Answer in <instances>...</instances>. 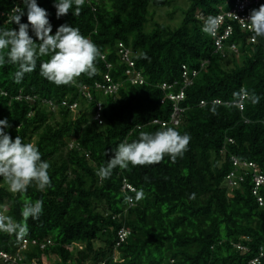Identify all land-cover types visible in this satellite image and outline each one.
Here are the masks:
<instances>
[{"label":"trees","instance_id":"obj_1","mask_svg":"<svg viewBox=\"0 0 264 264\" xmlns=\"http://www.w3.org/2000/svg\"><path fill=\"white\" fill-rule=\"evenodd\" d=\"M168 2L83 0L78 16L70 9L57 19L53 0H37L49 13L52 33L65 23L77 27L100 56L94 76L81 74L61 85L39 75L40 59L47 57L20 83L13 79L18 65L0 64V119L8 118L11 137L37 146L51 181L43 191L32 184L12 193L0 178V213L14 222L22 221L25 202H43L41 215L27 219L25 236L0 231V250L19 254L14 262L0 257V264H247L264 252V183L255 194L253 169L242 167L236 170L242 175L238 184L226 185L235 156L264 175V38L252 41L253 32L225 16L235 0H191L174 27L155 18L156 7ZM17 5L22 0H0V29L17 27L7 22ZM219 13L225 16L220 33L230 25L233 34L217 50L201 26ZM232 43L237 51L229 48ZM121 45L130 50L142 82L126 73ZM184 69L197 74L176 103L182 110L173 124L175 102L167 94L183 86ZM106 73L118 84L114 94L95 87ZM85 87L92 99L85 97ZM242 88L249 95L241 111L232 101ZM253 94L256 103L249 99ZM214 98L229 103H212ZM98 102L101 123L94 118ZM162 126L189 134L183 156L172 161L165 155L158 163L129 164L106 179L97 177L96 169L121 141ZM121 230L127 232L123 241Z\"/></svg>","mask_w":264,"mask_h":264},{"label":"clouds","instance_id":"obj_2","mask_svg":"<svg viewBox=\"0 0 264 264\" xmlns=\"http://www.w3.org/2000/svg\"><path fill=\"white\" fill-rule=\"evenodd\" d=\"M82 3L83 0H53L56 18L70 9L73 16H78ZM25 15L27 22H21V17ZM246 21L254 33L250 39L264 38V4L251 9ZM7 22L15 23L17 27L0 29V64L18 65L14 82L20 83L26 73H31L41 57L47 59H40L39 75L56 85L68 84L81 74L89 78L96 74L94 62L100 56L96 44L82 35L77 27L67 23L59 25L52 33L49 13L38 5L37 0H22V6L12 8ZM220 22L221 17L209 15L203 21L201 31L215 36ZM240 94L241 98L247 95L243 89ZM249 99L252 103L257 102L255 94ZM10 127L7 117L0 119V178L6 182L8 191L23 193L32 184L39 191L50 187L48 161L41 159V153L33 143L24 142L20 135L11 137L6 131ZM189 140L187 132L181 133L175 127L162 126L154 132L139 131L138 138L121 141L112 150L114 155L106 164H101L95 174L100 179H106L116 167L124 169L129 164L158 163L165 155L175 161L178 156H183ZM141 195L137 192V199ZM42 210V200L36 199L25 202L21 208V222H14L11 217L0 214V231L15 233L17 239L22 238L28 232L27 219H37Z\"/></svg>","mask_w":264,"mask_h":264},{"label":"built area","instance_id":"obj_3","mask_svg":"<svg viewBox=\"0 0 264 264\" xmlns=\"http://www.w3.org/2000/svg\"><path fill=\"white\" fill-rule=\"evenodd\" d=\"M261 0H235L233 6L226 12L225 16H227L228 19L233 20V21H237L241 26H243L244 28L250 30V25L248 24V22L246 21V19L249 16L250 10L253 7L258 6ZM202 12L199 13L198 16L202 17ZM217 16L221 17V23H223L224 21V14L223 13H219ZM219 24V26H220ZM217 28L216 30V34L215 36H213L214 39V44L216 46V49H222L224 46V41L226 38H228L232 33V27L230 25H228L225 29L224 32L220 33V28ZM252 40V39H251ZM253 41V40H252ZM121 49L120 52L122 54V58L127 62L128 64V69L126 70V73L131 77V81L132 82H142V77L140 75L139 72H136L133 68H134V62L133 60L130 58V50L128 48L123 47V45H121ZM229 48L233 51H237L236 45L235 44H231L229 45ZM109 66V65H108ZM197 74V70H193L192 72L189 73V71L187 69H184L183 71V77H184V81L185 83H183V86H181V88L178 90L177 93H173L170 92L167 94V96L172 99L175 104H174V110L173 113L171 115V122L173 124H177L179 122V114L181 112V108L176 104L178 101H181L184 97H185V87L189 86L192 81H193V76H195ZM95 87L99 90H101L104 94H114L116 93V91L118 90V84L113 82L111 79V76L106 73L104 75V80L102 82L98 81L95 83ZM162 88H169L170 85L167 83H163L161 85ZM85 91L83 92L85 94L86 98L92 99V94L91 92L87 89V87H85ZM244 90V88H242ZM244 92L246 93V91L244 90ZM247 94V93H246ZM240 97L237 100H233L232 103L233 105L237 106L239 110H243L245 107V99L247 98V95H245L243 98H241V94H239ZM212 103L215 102L216 104H228L229 101H224L220 98H214L212 101ZM64 103V102H63ZM206 104V99H202L200 100V105H205ZM77 106V103H73L72 105H70L71 108H74ZM94 118L96 120H98L99 123L102 122V103L98 102L96 105V109L94 112ZM246 120V119H245ZM154 122H160L159 119H154ZM264 123V119L262 120ZM165 121H162V124H165ZM231 140V139H229ZM233 165L234 168L227 176H226V185L228 187H233L236 186L238 184V180L242 179V175L238 174V172H236V170L238 168H242V167H248V168H252L253 169V179L255 182V187L253 189V192L255 194L258 193V188L260 187L261 184L264 183V175L262 174V172L260 171L259 167H257L256 164L252 163V162H245V161H241L237 158V156L233 157ZM125 187L133 189V187L130 184H125ZM130 200H132L130 198ZM258 200L260 203H262V198L259 196ZM1 214V213H0ZM127 232L125 230H121L120 231V240L123 241L125 236H126ZM236 247L239 248L240 250H244L247 251V247L237 243ZM0 257H2L5 261H9L11 260L12 262L15 261L16 258L19 257V254L16 252L15 256H13V254L7 253L6 251H2L0 250ZM264 257V252L262 250H260L258 252L257 255H255L253 258H250L247 262V264H258L260 259ZM173 260H171V262L169 264H172ZM161 264H168V263H161Z\"/></svg>","mask_w":264,"mask_h":264},{"label":"rangeland","instance_id":"obj_4","mask_svg":"<svg viewBox=\"0 0 264 264\" xmlns=\"http://www.w3.org/2000/svg\"><path fill=\"white\" fill-rule=\"evenodd\" d=\"M168 4H165L161 7H156L155 9V18L161 20L164 23H169L171 26H177L183 16L184 12L188 8L191 0H169ZM255 8V7H253ZM252 8V9H253ZM115 258L119 256L118 251H114ZM52 259H54L52 257Z\"/></svg>","mask_w":264,"mask_h":264}]
</instances>
